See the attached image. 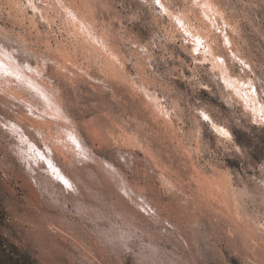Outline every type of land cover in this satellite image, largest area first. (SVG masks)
Returning a JSON list of instances; mask_svg holds the SVG:
<instances>
[{
	"label": "rangeland",
	"instance_id": "rangeland-1",
	"mask_svg": "<svg viewBox=\"0 0 264 264\" xmlns=\"http://www.w3.org/2000/svg\"><path fill=\"white\" fill-rule=\"evenodd\" d=\"M0 264H264V0H0Z\"/></svg>",
	"mask_w": 264,
	"mask_h": 264
},
{
	"label": "bare ground",
	"instance_id": "bare-ground-1",
	"mask_svg": "<svg viewBox=\"0 0 264 264\" xmlns=\"http://www.w3.org/2000/svg\"><path fill=\"white\" fill-rule=\"evenodd\" d=\"M66 15V14H65ZM70 18V17H69ZM69 21V20H68ZM72 21H73V19H72ZM71 21V22H72ZM207 21H208V19H207ZM206 21V22H207ZM210 21V20H209ZM75 22V21H74ZM210 23V22H209ZM75 25V24H74ZM73 26V25H72ZM207 26V25H206ZM75 28V27H74ZM201 28V27H200ZM77 31H79L78 29H77ZM87 34V33H86ZM85 34V35H86ZM198 34V33H197ZM196 34V35H197ZM204 34V33H203ZM82 35V34H81ZM87 38V37H86ZM90 38V37H89ZM204 37H202V36H197V43H198V45L202 48L203 47V43L205 42V40L203 39ZM89 40V39H88ZM92 40V39H91ZM93 42V41H92ZM205 44V43H204ZM91 45V44H90ZM197 45V46H198ZM198 48V47H197ZM196 49V48H195ZM204 49H206V46L204 47ZM203 51V50H202ZM197 52H198V50H197ZM200 53V52H199ZM206 53V52H205ZM204 54V53H203ZM102 56V55H101ZM98 57V56H97ZM109 66V65H108ZM111 66V65H110ZM111 70V69H110ZM111 72V71H110ZM29 86H30V84H29ZM31 87V86H30ZM13 100V99H12ZM31 106V105H30ZM29 106V107H30ZM28 107V106H27ZM48 107H50V106H48ZM50 109H52V108H50ZM51 112V111H50ZM29 113V112H28ZM52 113V112H51ZM53 114H55V112L53 113ZM49 115V114H48ZM52 119V118H51ZM219 184H220V188L218 189V191L219 192H222L221 193V198L223 199V201H222V203H225L226 204V202L224 201V198H226V196H228V195H230L229 193L231 192V186H230V179H229V177H225V176H221L219 179H218V181H217ZM213 186H215V184L213 185ZM216 189V188H215ZM215 193H217V192H215ZM214 193V194H215ZM218 194V193H217ZM232 196V195H231ZM231 198V197H230ZM229 200V199H228ZM224 205V204H223ZM228 205V204H227ZM230 205V204H229ZM226 206V205H225ZM227 207V206H226ZM228 208V207H227Z\"/></svg>",
	"mask_w": 264,
	"mask_h": 264
}]
</instances>
